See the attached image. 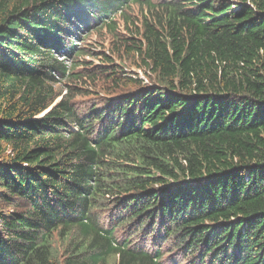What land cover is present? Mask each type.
<instances>
[{"label":"trees","instance_id":"16d2710c","mask_svg":"<svg viewBox=\"0 0 264 264\" xmlns=\"http://www.w3.org/2000/svg\"><path fill=\"white\" fill-rule=\"evenodd\" d=\"M140 1L0 0V264H264V0L130 16ZM121 10L99 60L155 80L137 79L136 118L112 99L101 123L73 104L91 53L71 30ZM110 66L115 90L135 76ZM159 218L165 250L147 243Z\"/></svg>","mask_w":264,"mask_h":264},{"label":"rangeland","instance_id":"374dc122","mask_svg":"<svg viewBox=\"0 0 264 264\" xmlns=\"http://www.w3.org/2000/svg\"><path fill=\"white\" fill-rule=\"evenodd\" d=\"M135 6L131 10H128V14L134 17ZM139 11H136L138 13ZM139 14V13H138ZM121 21V17L118 18ZM75 27H82L81 25L75 24ZM75 27L72 28V32L75 31ZM83 41L79 44V49L89 50L91 53L87 56H80L78 61H84L85 63L79 67L75 73L82 76V81L75 83L77 90H72L73 94V104L82 111L88 110L90 106H98L104 103V101L110 98V95H113V92H130L136 90V82L138 80L143 81L144 84H151L150 82L155 80L154 74L150 72L147 67L137 61L140 67L137 66L135 60H138L136 57L133 60H126V57H123V61L118 58L114 63L108 62V59L104 57L103 60H99L102 51L108 47L113 48L114 44L111 39V34H108L107 30L102 28L93 29L92 32L86 33L82 37ZM108 53V52H106ZM122 62L126 68H132L131 71L135 76H131L133 79L123 78L121 80V85L118 89L115 90L113 80L108 78V71L112 69L111 64H119ZM124 68V67H123ZM138 79V80H137ZM60 85V84H59ZM61 87V85H60ZM66 88L63 89V93H66ZM121 112V111H120ZM128 116H131V112L128 111L125 115V122H129L130 119ZM177 129V128H174ZM247 178V176H246ZM170 241L164 244V247L168 246Z\"/></svg>","mask_w":264,"mask_h":264},{"label":"clouds","instance_id":"9594fccd","mask_svg":"<svg viewBox=\"0 0 264 264\" xmlns=\"http://www.w3.org/2000/svg\"><path fill=\"white\" fill-rule=\"evenodd\" d=\"M236 7V6H235ZM235 9H239L238 7H236Z\"/></svg>","mask_w":264,"mask_h":264}]
</instances>
